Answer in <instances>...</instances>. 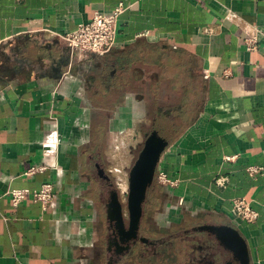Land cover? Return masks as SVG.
<instances>
[{"label":"crops","instance_id":"1","mask_svg":"<svg viewBox=\"0 0 264 264\" xmlns=\"http://www.w3.org/2000/svg\"><path fill=\"white\" fill-rule=\"evenodd\" d=\"M119 3L113 49L75 58L62 35ZM253 32L259 47L248 50ZM157 120L172 123L154 128L169 141L157 172L177 184L155 177L161 224L150 211L142 232L163 242L111 261L105 187L127 185ZM249 164L264 167V0H0V264H166L171 224L195 237L170 264L204 253L222 263L212 255L223 247L194 230L202 224L236 227L251 264H264V215L250 223L233 211L237 197L264 205V172L253 179ZM46 182L49 209L7 194Z\"/></svg>","mask_w":264,"mask_h":264},{"label":"water","instance_id":"2","mask_svg":"<svg viewBox=\"0 0 264 264\" xmlns=\"http://www.w3.org/2000/svg\"><path fill=\"white\" fill-rule=\"evenodd\" d=\"M168 144V139L162 136L157 129L147 134L129 172L128 193L125 201L121 199L118 189H114L111 193V200L107 205L108 219L116 223L121 233L129 236L127 240L122 237L119 244L123 245L126 241L138 237L148 190L154 184L160 158ZM99 173L109 177L103 168L99 169ZM126 220L129 222L128 228H126ZM194 230L211 235L225 249L213 253V263L251 264L248 245L236 227L227 224H202L194 227ZM142 240L148 242L149 238L143 237ZM129 247L130 245H124V248ZM227 252L231 253L230 257Z\"/></svg>","mask_w":264,"mask_h":264},{"label":"built area","instance_id":"3","mask_svg":"<svg viewBox=\"0 0 264 264\" xmlns=\"http://www.w3.org/2000/svg\"><path fill=\"white\" fill-rule=\"evenodd\" d=\"M128 7L125 3H119L111 13L95 12L91 21L81 23L74 31L62 35L71 47L72 55L83 60L91 54L104 55L110 52L116 44L118 35V22L122 12ZM258 32L249 33L245 38V46L248 50H257L259 47ZM238 155H225L226 161H235ZM44 167L30 169L29 173L41 171ZM246 170L250 177L257 179L264 172V167L259 164H249ZM157 181L162 185L174 186L177 181L172 179L167 172L160 170L156 175ZM218 182L226 184L227 178L220 177ZM121 188V187H120ZM126 191V189L124 190ZM13 205L17 206L22 201L31 197L42 204L44 209H49L56 198L55 186L52 182L44 183L38 189L12 188L7 192ZM233 211L241 219L247 222H255L264 215V205L261 209L253 206V200L246 197H237L233 200Z\"/></svg>","mask_w":264,"mask_h":264},{"label":"rangeland","instance_id":"4","mask_svg":"<svg viewBox=\"0 0 264 264\" xmlns=\"http://www.w3.org/2000/svg\"><path fill=\"white\" fill-rule=\"evenodd\" d=\"M161 119V117H160ZM164 119V118H162ZM172 123L167 121V122H163V121H159L157 120V122H152V121H149V122H146L145 123V126H144V133H147L149 134V132H151L154 128H159L160 131L162 130L161 133L163 134H166V130L164 128H168ZM160 133V134H161ZM140 137L138 139V141H141L143 139V136L142 134H139ZM162 135V134H161ZM136 148H132V151H133V156L135 157L137 152L139 151V147L140 145L137 144L135 146ZM141 148V147H140ZM121 187V188H120ZM115 189H118L120 191V196H121V199H123L125 201L126 199V193L124 192V190L127 188V185L126 183L123 184V185H115L114 187ZM107 188L105 187V190ZM154 197H152V194H148V201L145 205V215L147 213L148 215V212L150 211H157L158 207H159V204L156 203L155 199H153ZM156 212L153 214V217H152V221L154 224H161L157 221V216H156ZM146 225V224H144ZM174 224H171L170 227L172 230L171 234H167L165 235V241L168 242L167 245H166V264H170V260L173 259H176L175 257L178 256V258L180 257V260H183L184 256H186V252L188 250V247L189 245H191V243L189 241H191L195 236L192 234V233H183V231L179 234L177 233L179 229H175L174 228ZM144 236H147V237H150V238H154L156 237V235H151V234H148V233H143ZM140 245V244H139ZM193 255H195V253L193 252L192 253Z\"/></svg>","mask_w":264,"mask_h":264},{"label":"flooded vegetation","instance_id":"5","mask_svg":"<svg viewBox=\"0 0 264 264\" xmlns=\"http://www.w3.org/2000/svg\"><path fill=\"white\" fill-rule=\"evenodd\" d=\"M150 133V132H149ZM115 182H113L112 180L107 181V186H106V190H107V201L105 202L106 205V209H107V205L109 203V201L111 200V193L112 191L115 189ZM153 187V186H152ZM151 189V187L149 188V190ZM149 190H148V194H149ZM126 193H128V182H127V188L126 191H124ZM148 201V195H147V199L144 203V212H143V216L145 215V205ZM116 223L115 222H111L110 220H108V235H107V239H106V247L108 249V252L111 254L110 255V260L112 261H119L121 259H123L124 257H126L129 253H133L134 252V247L139 245V244H148V245H154L157 243H161L163 242L161 239H155L152 240L150 239L148 242L143 241L142 238L145 237L143 235V217H142V222H141V227H140V231L138 234L137 238H133L130 241H126L125 244H119L121 243V238L123 237L125 240H127V238L129 237L128 234L126 233H121L120 229L118 227H116ZM129 227V222L126 220V228ZM124 245H130L129 248H124ZM221 251L223 250L220 249ZM212 260L209 258V256H206V253H204V255H200L199 257H194L193 259H190V264H211Z\"/></svg>","mask_w":264,"mask_h":264}]
</instances>
